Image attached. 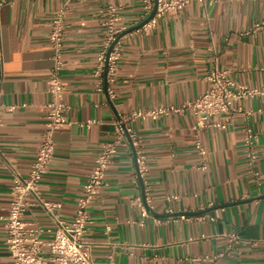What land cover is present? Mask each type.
<instances>
[{"label":"crops","instance_id":"0c3cea01","mask_svg":"<svg viewBox=\"0 0 264 264\" xmlns=\"http://www.w3.org/2000/svg\"><path fill=\"white\" fill-rule=\"evenodd\" d=\"M0 2V264H13L6 228L12 187L16 174L28 176L36 160L55 66L51 22L67 4L61 73L67 123L55 133V153L39 188L47 201L62 204L68 222L121 117L195 102L209 90L214 69L264 91V26L256 29L264 24V0H221L208 8L193 2L180 15L124 35L112 100L99 91L95 75L106 10L119 8L117 25L127 32L149 17L144 0ZM235 109L219 118L226 130L197 128L190 108L131 124L149 173L139 178L132 146L119 149L91 209L86 240L95 264H205L196 259L218 253H227L221 264H264V93L237 100ZM246 129L256 136L259 181L248 170ZM198 141L208 151L207 170ZM183 213L198 215L174 216ZM25 220L43 228V239H53L55 226L43 210L32 208ZM233 232L242 241L228 254Z\"/></svg>","mask_w":264,"mask_h":264},{"label":"built area","instance_id":"2783aa9c","mask_svg":"<svg viewBox=\"0 0 264 264\" xmlns=\"http://www.w3.org/2000/svg\"><path fill=\"white\" fill-rule=\"evenodd\" d=\"M87 1V0H83ZM159 5L155 18L144 28L152 27L157 18L182 14L193 2L208 8L221 0H157ZM148 16L156 8V0H144ZM3 2H0V11ZM68 5V4H67ZM59 11L52 19V29L49 35L54 49L55 66L48 80V92L51 101L45 106L46 124L41 137L36 160L28 176L16 174L12 187V203L9 215L6 218L8 233V250L13 257V264H95L92 257V246L86 240L88 227L92 223L91 209L97 196L106 186L107 172L121 147L132 146L135 152L138 176L144 180L149 173L147 157L141 147L137 133L131 124L138 120L160 119L171 115L182 114L190 108L199 129L226 130L227 122L219 121L222 116L232 117L236 112L235 102L243 98H251L263 94L264 91L250 89L237 85L227 71L214 69L207 77L209 90L202 94L195 102L185 106L156 107L150 110H139L121 117L116 123V137L113 141L101 146L95 167L83 187L82 196L78 200L75 216L71 222L62 218V204L47 201L39 188V183L48 172L55 153L54 136L62 129L67 119L68 108L65 102L66 88L62 82L61 73L65 65L63 61L66 33V13L68 7ZM119 8L109 6L106 10L104 50L99 54L95 75L98 78L99 91L106 92L112 100L117 97L116 84L120 74L122 58V38L126 30L117 25ZM264 24L256 26L260 29ZM10 112L16 107L8 108ZM94 122H90L91 125ZM197 150L202 158V169L207 170L206 157L208 151L200 142ZM245 154L248 170L259 181L260 174L255 166L260 157L256 150V136L250 129L245 131ZM174 199H177L174 197ZM32 208L43 210L55 226L53 239H43V228L37 222H27L25 215ZM144 215L147 211L143 210ZM184 220H191L182 216ZM194 219L205 221V216ZM214 220V219H213ZM229 253L233 252L242 239L238 233L227 235ZM227 253L207 255L196 261L205 264H221Z\"/></svg>","mask_w":264,"mask_h":264},{"label":"water","instance_id":"95a60500","mask_svg":"<svg viewBox=\"0 0 264 264\" xmlns=\"http://www.w3.org/2000/svg\"><path fill=\"white\" fill-rule=\"evenodd\" d=\"M158 5H159V3L156 0V8L153 11V13L144 22H142L140 25H138V26L128 30L127 32H125L124 35L129 34V33L133 32V31H137V30L143 29L149 22H151L156 16ZM177 215H179V216L180 215H182V216H196L198 214H194V213L174 214V216H177Z\"/></svg>","mask_w":264,"mask_h":264}]
</instances>
